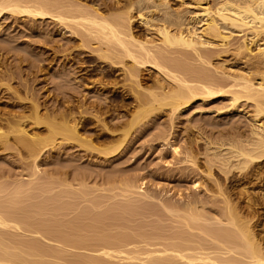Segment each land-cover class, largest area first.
Wrapping results in <instances>:
<instances>
[{
  "label": "bare ground",
  "instance_id": "6f19581e",
  "mask_svg": "<svg viewBox=\"0 0 264 264\" xmlns=\"http://www.w3.org/2000/svg\"><path fill=\"white\" fill-rule=\"evenodd\" d=\"M105 1H111V3L104 2V10H113V8L114 10L119 8V10H123L122 8L124 7L125 11L123 10L117 15L113 14L115 16L108 18L101 11H98L97 8L99 6L97 7V5L99 2L97 3V1L96 7L89 6L91 7L89 9H87L88 7L85 9L80 6L75 9L74 6L70 5L72 12L69 7L67 8L69 4L66 5L62 0H36L32 3L29 0L27 2L26 0L25 2L22 0H0V19L5 13H8L10 15H19L20 17L29 16L34 20H40V22L45 21L47 23L49 20L50 23L61 26L60 30L64 31H60V33H66L61 38H65V43L68 45L71 44L68 41L76 40L72 44L79 43L78 47H83L84 44V47L86 46L87 48L83 47L82 49L87 50L89 49L88 46L90 47L91 43L89 41L91 42V38L98 42L97 47L99 44L103 45V48L100 45V48H96L97 50L95 47L93 50L90 47L93 52L90 49L87 52L90 51L92 54L96 52L97 57L101 59L100 61H107V69L103 72L93 71L85 69L81 65L82 68L79 70H83V72L78 76L79 80L77 79V82H75L77 85L82 84V81L87 79L86 77L92 76L97 72H100L102 77L108 78L109 75L113 74L112 69L115 67H121L122 78L129 82L126 90V93L129 94L128 97L126 96L127 98L122 99L119 96L123 100L122 104H120L124 107L122 112L119 109V111L117 110V107L120 108L121 106L119 107L118 105L114 108L116 104L105 103V100L99 97L103 93L97 94V101L90 102L88 106H85V101L70 105L69 100L72 101L70 97L69 100L67 98L64 99L68 100L69 103L63 102V99H61L62 101L60 100L63 103H61L63 107L61 106L62 108L57 111V107L53 106L52 111L47 113V106L42 105L45 108L44 110H47L45 117H49L48 123L43 121L44 117L42 116L44 115L40 113L41 106L34 91L32 92L36 98L28 97V95L20 97L18 95L19 86L12 88V86L10 87L4 83L6 88L2 89L0 87V93L7 91L3 95L12 96L14 101L16 100L15 103L10 104L14 111H1L0 109V144L5 148H9L7 142L11 138L15 144H19L16 146L24 148L28 157L32 159L38 158L41 154L44 155V152L48 151V149L55 148V163L62 164L59 161L62 159V154L65 153L64 156H67L72 165L71 168H69L70 166L68 167V171L66 170L67 168L62 167L64 164H57V167L54 165L55 168H53L52 174L57 181L55 198H57V202H60L63 200L61 197L63 196L71 206L66 209L54 207L53 216L56 219L54 226H52V231L50 229L51 232L49 229L46 231L42 228L29 227V223L13 215V217L10 216L12 212H10L11 214L8 212L10 214L8 216L4 214V211L0 213V264H52L49 261L50 259L42 257L48 254V258L52 255L54 258H62V250H66V253H68L76 249L93 252L95 257L88 258V262L82 260L83 262L80 263V260L77 263L74 260L75 263L72 262V264H82L84 262L86 264H120L119 261H123L122 264H264V248H262L253 231L255 224L251 223V219L255 218L254 214L252 213L251 216L245 215L247 219L244 218L239 210L238 201L234 202L230 193L225 189L224 184L217 178H213V170L215 168L227 176L232 169L242 170L248 164H252V168L243 175L245 183L249 185L258 184L264 179V171L261 170V167L264 166L262 165L264 164V121H260L259 118L264 115V78L258 76L259 81L254 82L248 76L239 73L229 76L230 80L223 83L216 82L217 79L210 77L208 74L199 73L197 69L193 71V68L191 70L184 67L186 64L189 65L191 59H194L198 64L208 63L205 60L203 46L212 44L215 40H218L220 45L227 44L226 41L229 39L231 32L227 34L223 32V29L227 28L222 26L223 24H227L232 28L247 29L253 34L254 38L258 34L264 33V0H215L216 7L214 9L207 6L205 0H180L179 5L176 7L171 5L170 0H122L121 5V0H113L114 2L112 0ZM184 4L192 5L195 9L188 18L183 14L185 12L182 8ZM92 6H95L94 3ZM132 9H136L137 17L143 20L148 29L153 30L150 33H155L157 38L142 36L138 38L134 35L138 32L133 34L134 31H131L132 25L130 26L133 18L130 13ZM75 10L79 11L76 12ZM193 21L196 23L202 21L198 31L192 29V25H189ZM87 34L89 35V38L87 37L88 41L85 39L88 36ZM146 34H149V31ZM82 36L85 37L84 40L88 43L82 40ZM78 37L80 42H77ZM253 37H251L250 41L243 38L237 50L244 52L245 55L252 56L255 62H264V46H260V43L256 44ZM66 44L65 46H68ZM97 57L93 58L97 59ZM69 59L67 63L72 60ZM37 65L39 71H42L41 65ZM81 66L79 64V68ZM193 66L196 67L195 65ZM37 67L35 66L36 70ZM147 68L153 69L154 75L148 76L149 73L148 75L146 74L147 77L142 76V70ZM19 82L22 83L20 80ZM90 83L93 84L92 86H97L96 90L97 88L102 90L104 86L106 88L107 84H110V81L103 82L101 79H97L95 81L92 80ZM113 84H110V86H113ZM0 85L2 86V83ZM82 85H86V88L90 87L87 84ZM113 87H116V82ZM28 88L24 85L25 91ZM77 88L74 90L79 92ZM73 89H71L72 91H66L65 94H63L65 92L63 90L62 94L65 96L62 97H66V94H68V97L71 95L73 97L76 95L80 96ZM227 95L230 97L231 107H235L240 100H247L253 103L251 116L253 123H251L248 134L245 137H240L238 142L232 139L223 140L206 137L204 149L201 152L195 139L187 144L183 153L177 149L175 144H170L172 158H176L179 163H182L186 170H188V167L196 170L198 168L196 163L197 156L200 154L204 155L205 168L199 170V173H203L204 176L211 179L217 188L212 193V196H209L210 203L215 205L216 199L214 197L219 196L218 201L222 202V206L217 205L218 209L216 208L211 215H208L205 211L209 209L203 208L204 203L201 200L193 199L182 203L165 197V201L162 200L163 202H160L161 198L144 192L142 189L145 184L144 178L137 179L141 193L140 200L144 203L157 202V204H160L165 210V219L170 221L178 220L191 237L199 236V234L193 232L197 230L203 237L208 236L209 239L204 237V241L201 242L197 238L168 235L165 236V243H163L162 248L151 249L140 254H144V257L134 256L133 253L135 252L132 249L134 243L128 240L127 237L126 240L125 237L117 236L119 232H112L113 230H119L118 228L132 229V226L117 223L118 221L103 222L104 220L102 219H106V217L102 216V214L113 207L104 202L102 197L87 194L83 187L91 182L101 185H115L116 182H120L127 188L131 187V180L126 178L120 179V181H116L118 179L111 176L108 177L109 179L107 176L103 178V170L101 171V169L106 168L113 161L112 159L124 153L127 142L131 140L129 138L132 136L134 126H139L137 132L140 133L145 125L143 120L147 117H149L150 121L153 120L151 117L155 118V116H158L159 118L160 112V114L158 113L159 115L151 116L152 113L158 111L166 112L169 118L168 121L172 124V120L179 115L181 110L192 102L197 100L210 101ZM113 96L115 97L116 95L114 94ZM26 110H28V114H25ZM147 121L144 122L147 124ZM26 122L31 123L33 126L30 133L25 128ZM42 122L46 123L44 125L46 127V130H44L47 133L45 136L39 135V131L42 130ZM141 122L143 126L140 124ZM44 126L43 128H45ZM166 131H162V129L157 131L156 134L151 136V140L160 139L161 141H166L167 135L170 133L167 132V134ZM69 149H73V152L72 150L70 152ZM181 153L183 155H180ZM66 164L64 165L65 167L68 165ZM90 166L94 167V171L100 168L102 176L100 171L91 172L92 168L89 171ZM69 169L73 171L72 175L69 173ZM31 173L29 172L28 174L30 176L42 175L37 163H33ZM226 179L229 178L226 177ZM64 186L70 190L63 191L62 188ZM203 187L205 188L206 186L202 180L191 181V188L194 191H198ZM124 192L126 193L128 190L125 189ZM177 195L180 196L179 192ZM135 199L127 197L122 202L131 204ZM74 200L77 201V204L72 202ZM136 200H139V198ZM247 201H244L246 202L245 205L250 209L252 202L248 198ZM117 202V200L112 201L113 204H117ZM82 203H89L91 210L89 212L86 211L85 206H81L83 205ZM122 208L125 210L126 207ZM78 210L82 212L76 213ZM121 210L124 211L123 209ZM69 216L72 217L70 218ZM150 216L151 214L146 215L147 218ZM131 217L132 215L129 217L130 220H133ZM83 218L85 220L89 219L92 223H89L90 221L81 223L84 221L82 220ZM79 219L82 221H77ZM127 220L129 223L128 218ZM87 225L92 226L90 228ZM23 226L28 227L24 228ZM6 229L27 231L34 235H39L48 242L55 243L54 245L56 246L54 247L58 249L53 250L55 254H46L47 250H43L45 248L44 245H41L44 248L39 247L40 244L37 242L34 244V240L29 245L27 241L20 243L18 241L19 244L15 242L17 245H14V241H6L7 239L5 238L7 237H3V234L5 235V232L9 231H6ZM202 236L200 235V237ZM146 239L149 238L146 237ZM147 243L146 241L145 244ZM128 246H132V248ZM39 248H43V251ZM129 249L132 250L130 251ZM162 255H165V257H162ZM62 259H65V257Z\"/></svg>",
  "mask_w": 264,
  "mask_h": 264
},
{
  "label": "rangeland",
  "instance_id": "374dc122",
  "mask_svg": "<svg viewBox=\"0 0 264 264\" xmlns=\"http://www.w3.org/2000/svg\"><path fill=\"white\" fill-rule=\"evenodd\" d=\"M22 1L25 2V0ZM33 1L35 2L36 0H29L30 3H32ZM62 1L65 2L66 5L69 4V6H67V8L69 7V9L72 8L70 7V5L74 6L75 9L77 6H80L81 8L84 7L85 9L87 7V9L91 7L95 8L96 4L99 2L97 5V7L99 6L97 8L98 11H101V13H103V15L107 16L108 18L110 16L113 17L117 14H120L121 12H123V10L125 11L124 7H121L123 10H119L120 8L118 10H114V8L113 10L108 9L109 11L104 10L103 3H111V1L105 0ZM123 1H120V5ZM205 2L211 9H214L216 7L215 0H205ZM93 3L95 6H92ZM100 3L102 6L99 5ZM170 3L173 7H176L177 5H179L180 0H170ZM80 7H78V9H80ZM182 8L183 11H185L183 12V14L186 18L191 16L192 11L195 10L193 6L189 4H184ZM70 10L72 11V9ZM130 13L133 16V18L131 19L132 24H130V26L132 25V28L130 27L131 31H134L133 34L135 32L141 34L140 35L138 33H135L134 35L136 37L140 38V36H142L153 39L157 38L155 33H150L153 30L151 31L150 29H148L145 23H143V20H140L137 17L136 9H132ZM201 23L202 21H200L199 23L193 21L189 25H192V29L198 31L199 25ZM222 26L227 27L223 29V32H225L226 34L231 32L229 39L226 41L227 44L220 45L219 41L215 40L212 44L203 46V50H205V60L208 61V63H201L202 65L199 63V65L198 62H195L194 59H191L189 61V65H184L185 69L186 67L187 69H194L193 71L197 69L199 73H202L203 75L208 74L210 77L217 79L216 82L223 83L230 80L229 76H234L239 73L248 76L254 82L259 81L258 76L264 78V62H255V59L252 56L245 55L244 52L237 50V47L242 43L243 38L250 41L251 37H253V34L247 29L242 30V28H232L227 24H223ZM60 27L61 26H56L55 24L50 23L49 20L46 23L45 21L40 22V20H34L29 16L20 17L19 15H10L8 13H5L0 19V83H2V86L0 85V87L2 89L6 88V84H8L10 87L12 86V88H16L19 86L20 89H18V95L20 97H25L28 95V97L30 96L36 98L35 95H37V100H39L38 103L41 106H39L40 113H43V121L46 122L48 121L49 117L46 118L45 115L52 111V108H54L53 106L57 107L56 111L59 110V108L61 109L63 105H61L62 102H60V100H64L66 98L69 100L70 97V99H72V101L69 100L70 105L78 104L79 101L80 103L85 101V106H88L90 102L92 103L97 101V94L99 95L103 93L99 97H102V99L105 100V103L111 102V105L116 104L114 105V108H116L118 105L120 107V104H122L123 102L122 99L127 98L129 95L128 93H126L129 82L125 81L124 78H122L123 76H121V67H119L120 69L118 67L113 68V74L109 75L108 78L102 77L100 75V72H103L107 69L106 67L108 63L107 61H100L101 59L97 57L96 52H94L96 55L94 53H91L93 52L91 51V49L93 50L94 47L95 49H98L101 44H99V46L97 47L98 42L90 36L91 42L89 41V43H91L90 47H92L90 49V47L87 45L89 35H85L86 38L82 36L83 39H81L83 41H86L88 39L86 41L87 43H85V45H87L91 51H88V54L87 50L89 49H82L84 47V44L83 47H78L79 43L72 44V42H76V40H71V42L68 41V43H71L70 45L66 44L65 38L62 39L66 35V33L62 34L64 30H60ZM60 31L62 32L60 33ZM148 31L149 34H146ZM75 37L77 38V36ZM84 38L86 40H84ZM78 40H80V38L77 39V42H80ZM254 40L256 41V44L260 43V46H264V33L258 34L256 38H254ZM65 44L68 46H65ZM101 46V48H103V45ZM72 57L74 58L72 59ZM93 57H97V59ZM68 59L72 60L67 63ZM73 61H75L76 63H71ZM37 64L41 65L42 71H39V67H37ZM69 64L73 65L69 66ZM79 64L80 66L82 65L83 67H85V69L100 71L96 74H93L92 76L86 77L87 81H82V84H87L88 86H90L89 88H86L87 86L82 85L81 83L79 85L75 83L77 82L78 76L83 72V70H79L82 68V66L79 68ZM193 65H195L196 67H194ZM35 66L37 67V70ZM147 69L142 70V76L147 77L149 73L150 74L148 76L152 74L154 75L153 69ZM97 79H101V81L103 82L110 81V84L114 83L113 86H115L116 82V87H113L112 85L110 86V84L108 83V87L106 86L105 88L104 86V89L102 88L104 92L102 90H99L98 88L96 90L97 86H92L93 84H91L90 82ZM19 80L22 83H20ZM24 85L26 88L31 85L28 88L30 90L26 89L25 91ZM73 87H75L74 89L78 87L77 89H79V92L78 90H74ZM71 89H73V91H76V94L80 96L76 95L73 97V95H71L68 97V94H66V97L63 98L62 96H65L63 94ZM63 90L65 92L62 94ZM32 91H34L35 95ZM71 91L69 92L71 93ZM100 91L102 92L100 93ZM6 92L7 91H4L3 93L6 94ZM3 93H0L1 111H14L10 104L15 103L16 100L14 101V98L12 96H10V98L7 95L5 96V94L3 95ZM114 94L117 97H114ZM49 95H54L55 98L54 96L50 97ZM68 100H64L63 102L69 103ZM7 102L9 103V105H7ZM42 105L47 106L51 109H48L46 107V109L48 110L47 112V110H44L45 108ZM120 108L117 107V110L119 109L120 112H122L124 107L121 106ZM26 111L27 112H25V114H28V110ZM159 112L161 113V115H159ZM252 112L253 103L251 101L240 100L236 103L235 107H231L230 97L229 95H227L212 99L210 101L197 100L192 102L186 108L181 110L179 115H177V117L172 120V124L169 123L170 121H168L169 118L166 112L158 111L156 113H152L151 116L159 113V118L158 116H155V118L151 117L153 119L152 121H150L149 117L145 118L143 120V123L145 125L143 126L142 122L140 123L144 127L143 131H141L140 133L137 132V128H139V126H134V131L131 130L132 136H130L131 138H129L131 140L127 142L124 153H122L118 157H115V159H112L113 161L111 160L112 162H110L106 168L101 169V171L103 170V178L106 176L107 178L111 176L118 179L116 181H120V179L126 178L128 180H131L132 186L127 188L123 183L120 182H116L115 185H101L99 183L93 184V182H91L87 184V186L83 187V190L87 194L95 197H102V200L104 202L109 204L110 207H113L112 209H109L107 210V212L102 214V216L106 217V219H102L104 220L103 222L118 221L117 223H124L132 226V229L118 228L119 230H113L112 232H119V235L117 236L125 237V239L127 237L128 240H131V242L135 244V246L133 244V248L132 246H128L129 248L131 247L135 252L133 253L134 256L144 257V254H140L151 249L156 250L162 248L163 243H165V236L182 235L185 237H191L189 233L185 231V228H183L178 220L170 221L169 219H165V210L161 207L160 204H157V202L144 203L142 200H140L141 193L138 188L137 179L144 178L145 184L142 189L145 193H148L150 195L152 194L155 197L161 198L160 202H163L162 200L165 201V197L170 198L172 201L178 200L182 203L189 202L193 199L199 201L201 200L204 203L203 208L207 210L209 209L208 211H205V213L211 215L213 213V210H215L219 205L222 206L223 204L222 202L218 201L219 196L214 197L217 200V203L216 200L214 202L215 205H212L210 203L209 196H212V193L217 188L211 179H208V177L204 176L203 173H199V170L205 168V162L203 158L204 155L200 154L196 158L197 167L199 169L196 168V170H192V167H188V170H186L183 167L182 163H179L176 158H172L170 154V144H175L177 146V149L182 151L183 153L185 147H187V144L191 143V141L194 139L197 140V147L199 148L200 152L203 151L202 149H204V140H206V137L223 140L232 139L238 142L240 141V137H245L248 134L249 127L251 123H253L251 117ZM259 118L260 121H264V115ZM144 121H147V124ZM43 123L44 122H42V127L40 125L42 129L41 131H39L40 136H45L47 134L45 131L46 127L44 126L46 123ZM25 124V128L30 133L33 126L29 122H26ZM43 126L45 128H43ZM161 129L162 131L167 130L166 133L170 132L169 134L167 133V140H151V136L156 134L157 131H161ZM8 141L9 142H7V144H9V148H5L0 144V213L4 211V214H7L8 216V214L12 212V214L10 213L11 215L9 214L10 216L13 215L14 217H18L21 220L25 221L26 223H29V227L42 228L46 231L48 229L50 231L51 229L52 231V226H54L53 224L56 219L53 216L54 207H61L63 209H66L68 208V206H71V204L67 202V200L63 196H61L63 200H61L60 202H57V198H55L57 181L55 179V176L52 174L54 171L53 168H55V166L58 164V162L55 163V148L48 149V151H46L47 153L44 152V155L41 154L42 156L39 155L38 158L32 159L31 157H28L27 152L24 148H22L21 146H16L19 144H15V142L11 138ZM70 150H72L73 152V149H69V151ZM182 153L180 155H183ZM64 154L65 153L62 154V159L61 161H59L62 164H59L65 165L68 162V165L66 164L67 167H65L64 165L62 166L65 169L67 168L66 170L68 171V167L70 166L69 168H71L72 165L71 161L67 158L66 155L64 156ZM33 163H37L39 165L42 171V175L30 176L28 174L29 172L30 174H32L31 172ZM252 166V164H248L246 168L242 170L232 169L227 176L223 175V173L215 168V170H213V178H217V180L224 184L225 189L228 191V193H230L231 199L234 202L238 201L237 203L238 205H240L239 210L244 218L247 219L245 215L251 216L252 213L254 214V217L256 219H251V223L255 224L253 226V231L262 248H264V181H262L264 179H262V182L260 181L258 184L255 183L249 185L245 183V178H243V175L247 173L252 168ZM91 168L93 171L91 170ZM93 168V166H90L89 171H100V168L98 169L96 167V171H94ZM261 168V170L264 171V166H262ZM69 173H71L72 175L73 171L69 169ZM100 174L102 176V172ZM226 177L229 179H226ZM193 180H202L206 186V189L203 187L198 191H194L191 188V181ZM207 183L209 184L206 185ZM67 188L68 187L64 186L62 190L69 191L70 189ZM125 189H127L128 192L125 193ZM240 191L243 193H241ZM178 192L180 196L177 195ZM240 195L243 196L241 197ZM245 196L252 202V208L250 207V209L245 205L246 202L244 201H247V198ZM127 197H132L134 199L139 198V200L135 199L131 204H124L122 201ZM114 200L118 201L117 204L112 203V201ZM72 202L74 204H77V201L75 200ZM81 206H85V209L88 212L91 210V206L89 203H84ZM245 206L246 208H244ZM122 207H126L125 210ZM121 209H123L124 211H122ZM80 212L82 211L78 210L76 213ZM149 214H151V216L147 218L146 215ZM128 215H132L131 219L133 220H130V216ZM69 217L71 218L72 216ZM127 218L129 219V223ZM82 220L86 222L83 221L81 223H87L90 221L89 219L85 220V218H83ZM82 220L79 219L77 221ZM89 223H92V221H90ZM87 226L91 228L92 225ZM7 230L9 229H6V231ZM193 232H196L197 234H199V236L191 238H197L201 242L204 241V237L209 239L208 236L203 237L202 234L197 230H194ZM5 233L6 234H3V237H7L5 238L7 239L6 241L11 240L14 241V243H18V241L19 243L27 241V244L29 245V243H32V240H34L33 243H39V247H43L41 245H44L45 248L43 247L44 249H42L44 251L47 250L46 254L49 253L50 255H52L51 253L55 252L53 250L58 249H55V243L48 242L39 235H34L27 231H15L14 229H10ZM200 235L202 237H200ZM146 237L149 239H146ZM146 241L148 242L147 244H145ZM17 243H15L14 245H17ZM45 244L48 245L49 248H47L48 246H46ZM51 249L53 252L51 251ZM132 249L129 250L131 251ZM66 252V250H62L61 252L62 258L65 257V259L54 258L52 257L53 255L51 256L52 258H48V254L45 255V257L43 256L42 258H46L48 260L50 259L49 261H51L52 264H72V262L75 263L76 261L77 263H79L78 261L80 260V263L84 260L87 261L88 258L94 256L93 252L87 250L85 251L82 249H76L68 253ZM162 257H165V255H162ZM119 262L120 264L123 263V261Z\"/></svg>",
  "mask_w": 264,
  "mask_h": 264
}]
</instances>
